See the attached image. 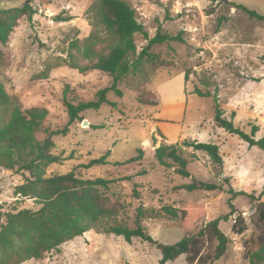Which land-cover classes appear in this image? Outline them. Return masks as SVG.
Segmentation results:
<instances>
[{
	"label": "rangeland",
	"instance_id": "rangeland-1",
	"mask_svg": "<svg viewBox=\"0 0 264 264\" xmlns=\"http://www.w3.org/2000/svg\"><path fill=\"white\" fill-rule=\"evenodd\" d=\"M98 0H0V9L28 3L35 14L22 17L8 42L0 45V81L7 94L17 99L22 109L43 108L48 111L37 137L45 131L62 130L68 124L66 103L75 106L96 100L97 93L109 87L112 78L94 70L80 72L70 67L71 57L79 67L90 65L70 49L73 41L94 37L97 51L105 52L112 37L99 21ZM135 11L148 37L159 30L168 35H181L183 42H169L150 48L151 58L144 60L136 74H129L117 83L121 96L106 94L108 104L98 110H85L67 126L65 135L52 137L54 152L65 161L46 169L47 175L65 174L75 170L83 179L114 180L107 190H100L118 212L103 226L119 224L136 227L137 209L144 211L139 222L157 242L172 245L186 232L180 218L174 219L161 211L173 207L177 211L196 213L198 228L230 212L227 221H220V230L230 239L224 256L214 264H249L247 252L257 251L263 234L257 222L256 209L264 207V150L249 147L237 136L218 128L214 121L212 98H200L194 88L218 97L224 118L246 133L256 126L255 140L264 136V22L250 20L233 6L213 0H122ZM244 5L264 15V0H227ZM136 54L148 40L134 35ZM188 74L187 80L184 79ZM185 96L181 135H166L158 127L161 98L177 121L179 103ZM87 121L89 126H83ZM91 125V127H90ZM174 127L175 123L171 124ZM100 128L95 129L93 127ZM155 138L156 144L153 142ZM197 140L219 147L221 166L213 164L201 151L184 148L191 178L222 185L228 179L235 192L178 190L191 182L173 168L160 166L154 149L160 144ZM143 152L140 162L123 166ZM107 152L108 164L84 168L90 161ZM29 173H16L0 168V226L5 214L22 209L36 210L35 200L16 198L15 187L24 183ZM130 177V181L122 180ZM137 191L138 197L133 195ZM231 199V200H230ZM157 213V214H155ZM240 216L244 231L235 234L233 224ZM196 233L194 230L191 234ZM214 243L205 241L203 253H211ZM160 252L152 245L133 238L126 243L112 234L84 233L57 250L39 259L21 264H158ZM190 264L187 255L174 263ZM261 264H264L261 263Z\"/></svg>",
	"mask_w": 264,
	"mask_h": 264
},
{
	"label": "trees",
	"instance_id": "trees-1",
	"mask_svg": "<svg viewBox=\"0 0 264 264\" xmlns=\"http://www.w3.org/2000/svg\"><path fill=\"white\" fill-rule=\"evenodd\" d=\"M213 1L233 6L250 20L264 22V15L244 5L230 3L227 0ZM97 12L100 23L112 37V43L105 52H99L96 49L97 41L94 37L71 42L70 49L74 50L82 60L88 61L90 65L79 67L71 57L70 67L80 72L90 69L106 73L112 78V83L109 87L100 90L94 101L77 106L66 103L67 126L78 119L79 113L85 110H98L103 104H108L107 92L113 91L121 96V91L117 89L118 81L129 74L139 72L144 60L152 56L149 53L151 47L169 42H183L180 34L172 36L161 33L159 30L154 37L149 38L143 25L137 21L134 9L122 0H98ZM33 14L35 11L28 3L18 7L0 9V45L8 42L9 35L22 17L31 18ZM137 33L148 40V44L136 59L130 61V55L136 54L134 35ZM187 78L188 74L185 73L184 79L187 80ZM192 94L200 98H212L213 121L218 128L237 136L249 147L264 150V136L255 140V134L258 132L256 126H252L248 134L234 125V113L231 114L230 119L224 118L216 95L208 91L202 92L198 88H194ZM47 115L48 111L43 108L22 109L17 99L7 94L0 81V168L16 173H29L30 177L23 184L15 187L14 195L18 199L35 200L39 206L36 210L22 209L15 213L5 214V224L0 226V264H21L30 259H39L44 254L57 250L62 244L91 230L98 234L122 237L128 244L133 238H137L154 246L161 254L158 264L174 263L182 255H187V262L190 264H214L224 256L230 239L220 230L219 222L227 221L235 213L231 201H228L230 208L228 214L207 222L201 228H198L199 218L192 210L178 212L173 207H163L161 211L169 217L180 218L182 228L186 232L182 239L172 245L155 241L145 231L139 222L144 218V211L140 207L137 209L135 228L119 224L103 226V222L115 217L118 210L109 204L108 199L100 194V190L109 189L115 181L104 178L83 179L75 173V170L65 174L47 175L48 167L66 160L55 154L52 137L65 135L68 130L67 126L58 131L46 130V137L39 140L37 133ZM152 140L156 144L154 137ZM184 148L205 153L213 164L219 166L223 164L217 145L197 140H185L180 144H160L154 149V158L160 166L173 168L174 172L183 178H191L187 170L188 160L184 156ZM109 155L110 153L107 152L99 159L90 161L84 168L108 164ZM142 158L143 152L139 150L134 158L114 165L137 163ZM122 180L130 181V177ZM224 182L228 186L227 190H224L222 185L191 178L190 183L177 189L188 192L219 191L225 192L231 198L243 195L242 192H235L232 189L228 179H224ZM133 195L138 197L137 191L134 190ZM256 215L263 234L258 238L259 249L247 252L249 264L264 262V207L257 208ZM242 224L243 220L238 216L232 226L235 234L243 233ZM194 230L196 233L191 234ZM205 241L214 243L211 253H203Z\"/></svg>",
	"mask_w": 264,
	"mask_h": 264
},
{
	"label": "crops",
	"instance_id": "crops-1",
	"mask_svg": "<svg viewBox=\"0 0 264 264\" xmlns=\"http://www.w3.org/2000/svg\"><path fill=\"white\" fill-rule=\"evenodd\" d=\"M161 98V106H160V110L158 113V127L159 129L165 133L166 135H168V133H174L177 134L178 136L176 138H178L181 135V122L183 121V116H184V106H185V96L182 94V98L180 100L179 103V108H178V114H177V121H173L171 120L170 117V108H168V105L164 104L163 102V97L160 96ZM175 123L174 127H170L172 126L171 124Z\"/></svg>",
	"mask_w": 264,
	"mask_h": 264
},
{
	"label": "water",
	"instance_id": "water-1",
	"mask_svg": "<svg viewBox=\"0 0 264 264\" xmlns=\"http://www.w3.org/2000/svg\"><path fill=\"white\" fill-rule=\"evenodd\" d=\"M83 126L88 127V126H89L88 122H87V121H84V122H83ZM157 147H158V146H156V148H157Z\"/></svg>",
	"mask_w": 264,
	"mask_h": 264
}]
</instances>
